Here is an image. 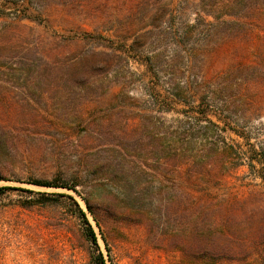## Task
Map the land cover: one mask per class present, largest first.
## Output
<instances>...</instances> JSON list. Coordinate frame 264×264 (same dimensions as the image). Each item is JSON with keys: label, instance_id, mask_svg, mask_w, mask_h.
I'll use <instances>...</instances> for the list:
<instances>
[{"label": "rangeland", "instance_id": "obj_1", "mask_svg": "<svg viewBox=\"0 0 264 264\" xmlns=\"http://www.w3.org/2000/svg\"><path fill=\"white\" fill-rule=\"evenodd\" d=\"M217 123L264 125V0H0V264H90L59 194L107 264H264V183ZM215 233L254 253L202 258Z\"/></svg>", "mask_w": 264, "mask_h": 264}, {"label": "trees", "instance_id": "obj_2", "mask_svg": "<svg viewBox=\"0 0 264 264\" xmlns=\"http://www.w3.org/2000/svg\"><path fill=\"white\" fill-rule=\"evenodd\" d=\"M167 84H168L167 90L171 91L172 94L175 96L173 92L174 90L175 92L177 91V89L180 86V83L170 81ZM184 88L186 89V93L189 96L188 98L193 100L194 94L192 92V87L186 85ZM177 98L182 100L180 97ZM218 118L221 120L222 123L227 122L224 119H222V117H218ZM220 123L219 124L217 123V128L219 129L221 140L217 142L218 143L217 146H219L220 144H223L225 147L227 146L232 154V158H234L236 161L238 160L239 165L247 166L249 172L250 173L253 172L255 176L260 178L261 181L264 183V125L260 124V126L254 127V129L249 128L248 125L227 128L226 126H222ZM236 124H238L237 121ZM227 130H230L233 134L239 137L242 140V142L238 144L236 143L235 145L227 144L226 139L222 134L225 133ZM1 180H3V178L0 175V181ZM36 184L47 187H63V188L72 189L74 191L76 190V186H78L77 184L71 186L61 185L57 183V181L56 182L47 181L44 183L37 181ZM11 189H16V188L9 186H0V194ZM59 196L71 200L75 206L76 217L79 219L84 229V237L92 247V251L89 255L90 264H107V259L105 258V255L102 252L101 247L99 245L98 233L96 232L92 223L90 222L87 213L84 211L82 206L74 199L73 196L69 194H59ZM83 200L89 214L92 216V219L94 220L95 225L99 230V233L101 234L102 239L105 241L104 221H102L101 218L99 217L90 199L83 197ZM106 207L107 208L105 211L107 214H109L110 216H119L115 207H113L112 205ZM120 216H124L122 218H125L127 214ZM262 224H263V228L261 229L258 235H255V237L253 238L254 241L246 242L250 244V246L251 245L254 246L256 250L258 248L259 249L264 248V223ZM214 236L217 237V240L215 241L207 240L205 241L204 244H201L199 246L201 257L206 260H216V261L231 260L234 259L238 254L241 255L242 257L247 258L252 253H254L252 252V247H250L251 250L248 246L246 248H242L241 250H238V247L232 245L231 241L234 235L215 233ZM220 239H223L225 242ZM105 244H106V248H108V243L106 241Z\"/></svg>", "mask_w": 264, "mask_h": 264}]
</instances>
